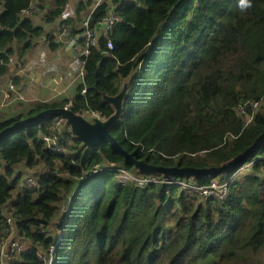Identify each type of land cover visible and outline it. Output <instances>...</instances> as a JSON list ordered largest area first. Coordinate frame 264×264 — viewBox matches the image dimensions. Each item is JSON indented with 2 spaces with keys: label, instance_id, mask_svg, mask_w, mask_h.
<instances>
[{
  "label": "trees",
  "instance_id": "16d2710c",
  "mask_svg": "<svg viewBox=\"0 0 264 264\" xmlns=\"http://www.w3.org/2000/svg\"><path fill=\"white\" fill-rule=\"evenodd\" d=\"M31 1L0 0V78L9 74V58L15 56L21 66L33 40L43 34L21 15ZM66 3L54 0L45 20L59 16ZM117 3L121 20L90 48L83 83L71 100L0 116V131L69 103L84 117L95 112L108 118L114 108L104 96L117 94L126 82L122 113L110 133L137 159L162 166H219L250 146L264 129V102L247 124L234 107L242 100L264 101V0ZM102 13L98 8L93 22ZM12 81L17 84L18 78ZM53 120L45 117L0 139V232L9 228L10 216L16 235L30 244L10 264H41L38 253L52 243V264H264V178L258 174L264 175V156L256 157L264 144L246 159L252 171L230 182L219 201L164 183L121 184L113 168L81 181L82 171L99 162L133 175L162 174L140 172L107 141L86 147L71 132L65 134L71 139L67 152H52L40 136L49 133ZM22 163L40 167L37 186L17 190L13 198V166ZM175 178L199 184L210 179ZM64 194L70 199L63 213ZM55 219L58 239L48 232Z\"/></svg>",
  "mask_w": 264,
  "mask_h": 264
},
{
  "label": "built area",
  "instance_id": "2783aa9c",
  "mask_svg": "<svg viewBox=\"0 0 264 264\" xmlns=\"http://www.w3.org/2000/svg\"><path fill=\"white\" fill-rule=\"evenodd\" d=\"M117 0H93L92 3L86 8L83 16L79 20V25L73 33L69 32L68 24H63L59 32V37L62 43L70 50L74 52V56L67 63V73L71 76L72 82L83 83L85 57L88 55L90 48L98 46V40L101 36H108L118 22H120V15L117 11ZM98 8H103L102 16L93 22L94 13ZM38 6L30 4L27 8L21 11L23 17L32 15L38 11ZM63 17H67L69 12H63ZM107 48H112L111 41H106ZM16 60L14 57L9 58V63L12 64ZM14 92V93H13ZM85 88L80 90L81 94H85ZM12 94H15L12 96ZM11 99H20L13 82L7 84V89L3 91V101ZM263 100H242L235 107L234 112L237 116L241 117L245 124L249 123L254 116L259 112L262 107ZM69 104L66 106L68 107ZM91 116V117H90ZM89 118L100 117L95 112L90 113ZM70 132V128L67 126L63 117H54L53 125L50 128L48 134H42L40 136L41 141L45 144L46 148L52 152L65 154L67 152V145L71 143L69 136H65ZM251 162L242 164L239 168L228 175L227 179L220 180L217 177H211L207 183L199 184L193 182V180H185L175 177H164L154 174H130L127 170L120 168L119 166L110 165L105 162H99L94 164L87 171H82L79 180H85L86 178L101 172L108 170L109 168L115 169L118 173V179L121 184L132 182L135 185L145 187L149 184L164 183L166 185L178 186L181 189L195 192L197 195L204 199H217L223 200L228 192L230 182L237 180L240 176L249 172L251 169ZM37 186V178L35 175H28L24 178L22 188L24 190H30ZM7 228L4 232H0V264L2 257L12 259L21 252L29 249L27 243L16 239L10 238L13 230L11 226V218L8 216ZM45 232L48 236L47 231ZM58 239V237L56 238ZM7 242V243H6ZM54 251V243L50 244L45 252L40 251L38 253L41 259V264H52Z\"/></svg>",
  "mask_w": 264,
  "mask_h": 264
},
{
  "label": "crops",
  "instance_id": "0c3cea01",
  "mask_svg": "<svg viewBox=\"0 0 264 264\" xmlns=\"http://www.w3.org/2000/svg\"><path fill=\"white\" fill-rule=\"evenodd\" d=\"M53 1L46 0L41 5L38 0H32L30 3L38 6L39 9L36 13L27 17L33 22L34 26L42 27L43 34L33 40L32 47L22 57L21 66H17L16 61L10 64L12 73L4 82V87L0 85L1 107L15 100L3 101V91L7 89L9 82H13L12 78L14 77L18 78L17 84L13 83L20 96L18 101L21 102H19L21 105L25 106L24 108L32 106L35 103L60 101L62 99L69 101L76 93L77 82H72L71 76L67 73V63L74 56V52L62 43L58 34L63 23L68 24L69 32L73 33L79 25V20L85 12V7L88 5H85L86 0H67L63 12H69V15L73 16L64 18L62 12L59 16L52 19V21L47 22L45 16L51 8ZM2 78L4 77L0 79ZM263 156L264 153L258 154L256 157L263 158ZM18 165L19 169L27 168L23 163L15 166ZM15 166H13L14 173L22 171L16 170ZM249 171H252V167ZM258 174H260L261 178H264L261 172H258ZM10 202L11 200L9 204ZM9 237L19 239L30 247V244L19 238L14 230H12ZM11 260L2 257L1 264H10Z\"/></svg>",
  "mask_w": 264,
  "mask_h": 264
},
{
  "label": "water",
  "instance_id": "95a60500",
  "mask_svg": "<svg viewBox=\"0 0 264 264\" xmlns=\"http://www.w3.org/2000/svg\"><path fill=\"white\" fill-rule=\"evenodd\" d=\"M127 83H123L119 92L113 96H104V100L112 105L114 113L108 118L93 117L87 119L81 114L73 112L69 107H53L43 109L31 116L19 119L10 126L0 131V139L12 130L45 117H63L71 134L76 137L86 147H95L103 141H107L115 151L120 153L125 161L133 164L134 168L140 172L161 173L164 177H184L197 179L200 177H217L219 175L230 174L235 171L246 159L251 157L264 144V129L255 138L253 143L244 151L237 154L231 160L210 167H177L154 165L137 159L131 152L126 151L119 142L111 135L110 127L118 120L122 113V103L126 94Z\"/></svg>",
  "mask_w": 264,
  "mask_h": 264
},
{
  "label": "rangeland",
  "instance_id": "374dc122",
  "mask_svg": "<svg viewBox=\"0 0 264 264\" xmlns=\"http://www.w3.org/2000/svg\"><path fill=\"white\" fill-rule=\"evenodd\" d=\"M83 14H82V16H83ZM68 16H73V15H68ZM84 16H85V14H84ZM64 22H66V21H64ZM63 24H65V23H63ZM13 57L16 60V57L15 56H13ZM11 73H12V68L9 67V74L7 76H5L4 78L0 79V85L2 87H4V82L10 77ZM19 102L20 101H18V99H15L13 102L8 103L5 106L1 107L2 104H1V101H0V116L1 117L9 116V115H11V113H17V112H21V111L22 112H26V110H28L29 107H32L35 104H37V103H35L32 106H28L27 108H24L25 106L21 105L20 104L21 102L20 103ZM89 116H90V113L89 114H85V117L87 119H90ZM14 168L16 170H22V171H20L18 173L16 172V173H14V175H12V177H16L17 176V181H16V184H15V188L13 190V196L15 195L17 190H19V188H22V183H23V180H24V178L26 176H28L29 174L30 175H35V174H37L39 172V167H36V168H33V169H27V168L19 169V165H18V166H15ZM64 197H65V200H63V202H61V205H60V208H59L60 212H63V213L66 212V210H67L66 200L68 201V199H70V197H67V194H64ZM48 232L54 238H57L59 236V234H60L59 233L60 232V222L57 219H55L52 223H50V225L48 226Z\"/></svg>",
  "mask_w": 264,
  "mask_h": 264
},
{
  "label": "clouds",
  "instance_id": "9594fccd",
  "mask_svg": "<svg viewBox=\"0 0 264 264\" xmlns=\"http://www.w3.org/2000/svg\"><path fill=\"white\" fill-rule=\"evenodd\" d=\"M209 178H211V177H209Z\"/></svg>",
  "mask_w": 264,
  "mask_h": 264
}]
</instances>
